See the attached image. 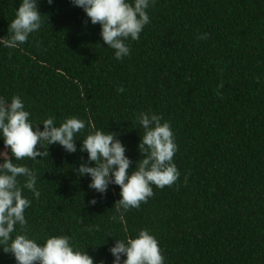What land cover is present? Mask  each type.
<instances>
[{
  "label": "trees",
  "instance_id": "16d2710c",
  "mask_svg": "<svg viewBox=\"0 0 264 264\" xmlns=\"http://www.w3.org/2000/svg\"><path fill=\"white\" fill-rule=\"evenodd\" d=\"M21 3L0 0V39ZM38 3L41 29L17 48L0 42V96H19L41 131L50 117L57 127L73 117L86 127L76 153L45 145L48 156L16 162L35 171L41 194L24 190L27 235L41 244L67 235L95 264H113L115 238L148 229L165 264H264V0H155L150 24L120 60L71 0ZM142 112L170 123L180 178L153 186L121 222L112 219L121 189H90L76 171L88 162L79 149L91 132L117 133L134 170ZM0 264L17 262L0 248Z\"/></svg>",
  "mask_w": 264,
  "mask_h": 264
},
{
  "label": "clouds",
  "instance_id": "9594fccd",
  "mask_svg": "<svg viewBox=\"0 0 264 264\" xmlns=\"http://www.w3.org/2000/svg\"><path fill=\"white\" fill-rule=\"evenodd\" d=\"M47 2L52 5L54 0ZM71 3L83 9L92 25L101 26L103 42L120 60L131 54L128 41H138L150 24L148 10L155 0H71ZM42 17L38 0H22L9 25V38L0 42L9 48L26 43L32 33L41 29ZM30 115L19 96L12 97L11 102L0 96V140L6 149L0 152V248L12 254L17 264H95L86 250L73 246L67 235L49 237L43 244L27 235L25 210L32 202L24 196V190L32 192L36 199L41 194L36 187L35 171L16 162L48 156V149L42 151L45 145L49 148L58 144L66 152L76 153V136L86 127L84 121L75 117L57 127L55 118L50 117L42 122L41 131L40 125L32 124ZM162 119L155 113L138 114L137 122L144 130L138 145L143 159L134 170L119 134L96 130L82 141L79 151L88 154V162L80 164L78 176L90 177L89 188L101 196L107 194L110 185L121 189V198L114 205L118 215L113 220L122 222L125 213L147 203L154 194L153 186L163 189L180 178L174 163L178 151L175 136L170 123ZM91 163L95 166H89ZM97 203L96 199L90 201L92 206ZM110 253L113 264H165L159 242L148 229L139 231L135 238H115Z\"/></svg>",
  "mask_w": 264,
  "mask_h": 264
},
{
  "label": "rangeland",
  "instance_id": "374dc122",
  "mask_svg": "<svg viewBox=\"0 0 264 264\" xmlns=\"http://www.w3.org/2000/svg\"><path fill=\"white\" fill-rule=\"evenodd\" d=\"M5 150H0V152H4Z\"/></svg>",
  "mask_w": 264,
  "mask_h": 264
}]
</instances>
